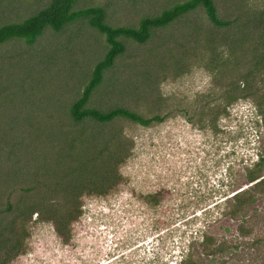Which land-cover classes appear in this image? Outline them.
I'll return each mask as SVG.
<instances>
[{"label":"rangeland","instance_id":"rangeland-1","mask_svg":"<svg viewBox=\"0 0 264 264\" xmlns=\"http://www.w3.org/2000/svg\"><path fill=\"white\" fill-rule=\"evenodd\" d=\"M48 1L0 0V25L20 22ZM180 1L76 0L72 9L98 5L109 25L136 26ZM212 1L228 25H212L199 6L154 29L145 43L121 38L124 52L85 104L164 115L148 126L70 119L69 104L106 48L82 17L58 31L43 27L30 46L16 37L0 43V264H179L190 240L196 264H264V185L236 209L241 218L229 215L230 196L254 182L246 172L264 148V120L254 111L264 73L251 79L252 95L240 90L264 51V0ZM86 132L108 144L118 137L126 156L112 187L101 194L83 188L80 213L60 237L39 203H60L70 189L55 192L56 178L41 173L48 163L42 156L61 158L56 175L70 187L82 156L59 155L40 140L53 145L65 133ZM151 194L158 196L152 205ZM203 234L211 251L199 244Z\"/></svg>","mask_w":264,"mask_h":264},{"label":"trees","instance_id":"trees-1","mask_svg":"<svg viewBox=\"0 0 264 264\" xmlns=\"http://www.w3.org/2000/svg\"><path fill=\"white\" fill-rule=\"evenodd\" d=\"M75 1L76 0H49L44 7L40 8L22 21L17 23L9 22L0 25V43L9 38L16 37L22 39L28 46H30V44L32 45L36 37L41 33L43 27L48 26L52 30L58 31L65 23L77 17H82V20H84L88 26L95 29L103 36L106 48L103 54L92 66L90 74L87 77L88 79H86L81 86L78 96L68 107V115L74 123L83 119H90L99 123H108L115 118H124L141 126H148L153 122H161L163 120L164 115L162 114H152L144 117L123 106H114L106 110L85 107L91 91L101 83L104 72L111 68L115 59L124 52L125 47L121 38L132 40L138 44L145 43L150 38L154 29L167 26L181 15L186 14L199 6L202 7L206 18L212 25L221 27L230 23L229 20L220 19L217 16V11L212 0H182L173 3L166 8H162L156 14L142 16L136 26L109 25L104 21L105 10L101 6L88 5L73 10L72 6ZM255 57L256 60L253 64L254 67L246 71L240 79L245 85H242L243 88L240 89L245 96L252 95L255 91L251 79L257 74L263 75L264 73L259 69L264 61V51L261 54H256ZM261 99L262 100L260 101L255 100L257 111L255 109L254 111L255 114L262 116V120H264V104H262L264 101V92ZM46 126L47 125L43 126L44 131L48 128ZM61 137L63 140H56L53 142V145L46 142L44 140L45 137H43V140H40L42 143L41 147L48 145L52 149L55 148L59 155H61V153H67L69 154L68 157H71L72 155V158L74 156H82V158L77 162L76 167L73 168L75 172H71L73 182L70 187L69 183H65L60 176L56 175V172H58L61 165L60 163H56V160L61 162V158L54 156L53 154L47 156L46 153H44L42 158H44L45 161H48V163L40 166L42 169L41 173L44 174L43 177L46 179L49 175L51 179L56 178L53 185L56 188L55 192H57V194L61 193L59 190L63 191L67 185L70 191L67 192L68 198L60 203L59 201H56V203L51 204L46 200L39 203V205H44V209L48 212H45L47 220L52 223L56 234L60 237L66 236L69 223L80 213V204L77 201V198L82 193L83 188L86 189V192L90 191L101 194L108 188L112 187L114 185L112 182L116 178L115 166L126 156V153L122 152L123 145L118 137L114 139V143L112 142L109 144L107 140L102 142L100 136L95 137L94 135L87 134V132L80 136L77 134L74 135V133H72V135L65 133ZM86 138H89L88 141L91 142H89V144L92 147L89 149L84 146ZM77 147L80 148L77 149ZM72 148L74 149L73 153ZM263 168L264 148L263 152L260 151L257 153L256 161L246 172L247 181L254 182L251 183L249 187L236 191L230 196L234 200L233 205H235V210L233 209L229 213L231 217L241 218L240 216H237L236 209L241 210L244 205L255 200L257 194H254V192H257V190L260 191L259 188L264 185ZM84 181L89 184H83L82 182ZM46 190H49L48 186L45 191ZM63 192L66 193V191ZM157 197L156 194L148 195L146 196V201L151 205L155 204L158 199ZM42 199H44V197ZM32 212L33 210H30L29 214L31 215ZM9 240L11 243L12 239ZM211 243L212 240L205 234H203L199 241V244L202 245V248L205 251L212 249V246H210ZM19 244L20 242L17 241L12 244V248L10 249L12 254H15L16 251L20 249L18 247ZM188 244L191 251H193L192 246L194 245V241L190 240ZM215 248L217 247L215 246L213 249ZM191 251L188 252L187 257L180 260L179 264H196Z\"/></svg>","mask_w":264,"mask_h":264}]
</instances>
